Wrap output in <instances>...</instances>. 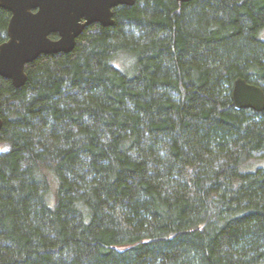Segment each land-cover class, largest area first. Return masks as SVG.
Wrapping results in <instances>:
<instances>
[{
  "label": "trees",
  "instance_id": "obj_1",
  "mask_svg": "<svg viewBox=\"0 0 264 264\" xmlns=\"http://www.w3.org/2000/svg\"><path fill=\"white\" fill-rule=\"evenodd\" d=\"M113 20L0 77V264H264V0Z\"/></svg>",
  "mask_w": 264,
  "mask_h": 264
},
{
  "label": "water",
  "instance_id": "obj_2",
  "mask_svg": "<svg viewBox=\"0 0 264 264\" xmlns=\"http://www.w3.org/2000/svg\"><path fill=\"white\" fill-rule=\"evenodd\" d=\"M135 1L0 0V8L10 14L6 40L0 44V77L10 80L15 88L22 87L27 79V64L42 54L71 52L86 26L94 23L112 26L113 9L132 6ZM50 34H58V39L51 40ZM230 98L235 110L264 111V91L241 78L235 79Z\"/></svg>",
  "mask_w": 264,
  "mask_h": 264
},
{
  "label": "flooded vegetation",
  "instance_id": "obj_3",
  "mask_svg": "<svg viewBox=\"0 0 264 264\" xmlns=\"http://www.w3.org/2000/svg\"><path fill=\"white\" fill-rule=\"evenodd\" d=\"M117 8V7H116ZM116 8H114L113 9V15H114V10L116 9ZM35 11L33 10V13H34ZM94 24H99V23H94ZM92 25V24H91ZM100 25V24H99ZM90 26V25H89ZM89 26H86L84 29H83V31L86 29V28H88ZM82 34V33H81ZM49 38L51 39V40H57L58 39V34H50L49 35ZM79 38V37H78ZM77 38V39H78ZM77 41V40H76Z\"/></svg>",
  "mask_w": 264,
  "mask_h": 264
},
{
  "label": "rangeland",
  "instance_id": "obj_4",
  "mask_svg": "<svg viewBox=\"0 0 264 264\" xmlns=\"http://www.w3.org/2000/svg\"><path fill=\"white\" fill-rule=\"evenodd\" d=\"M260 39L264 41V30H262L260 33ZM124 58H125L126 67H128L129 66L128 58L127 57H124Z\"/></svg>",
  "mask_w": 264,
  "mask_h": 264
}]
</instances>
